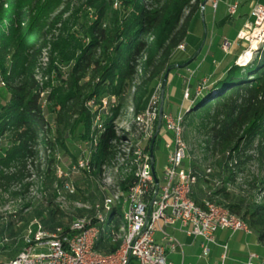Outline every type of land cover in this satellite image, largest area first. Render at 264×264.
<instances>
[{
    "label": "trees",
    "instance_id": "trees-1",
    "mask_svg": "<svg viewBox=\"0 0 264 264\" xmlns=\"http://www.w3.org/2000/svg\"><path fill=\"white\" fill-rule=\"evenodd\" d=\"M118 1L120 6L115 8L114 0H80L77 6L70 0L55 13L65 0H0V75L8 94L0 109V191H10L15 197L24 195L33 184L28 181L30 169L43 173L41 186L53 189L45 194L46 206L38 213L39 221L47 229L63 227L67 231L74 218L91 216L93 211L77 208L69 213L61 209L56 200L59 192L65 190L68 177L57 179L55 157L45 166L38 162L41 149L54 151L59 142V147L66 151L64 156L69 155L74 166L78 158L70 152L69 142L87 144L93 170L81 171L98 176L104 165H115L123 153L111 143L116 138L113 122L136 76L141 79L134 91L135 114H139L149 106L158 85L163 88L167 73L169 77L174 71L194 66L200 56L196 51L183 59H173L181 45L187 47L191 21L208 0ZM255 1L264 4V0ZM187 7L188 14L179 26ZM240 10L241 7L237 15L254 20L251 11ZM236 14H228L222 23L231 21ZM44 50L48 53L45 73L49 74L45 90L35 75ZM210 52L215 53L209 49ZM227 58L229 62L212 71V85L201 93L194 90L190 79L192 103L186 116L192 123L201 119L211 124L208 143L220 155V170H215V175L224 182H235L234 171L243 172L247 163L255 159L249 152L258 138L254 150L261 169L251 181L257 194H238L225 186L216 192L264 244V46L245 65L237 64L236 56L230 58L227 54ZM112 95L119 97V103L103 110L106 130L96 145L99 130L93 123L98 113L93 112L89 103L100 105L103 97ZM131 131L136 134L134 122ZM155 146L156 142L154 150ZM132 155L133 149L129 159ZM135 179L133 171L124 176V193ZM200 183L208 181L201 176ZM76 186L79 189L78 183ZM12 187L17 189L12 192ZM80 192L87 201L85 192ZM69 195L79 199L74 192ZM257 195H262L260 201ZM89 196L95 198L93 189ZM202 197L203 191L201 197L194 195L198 202ZM28 228L21 215L0 213V241L4 244L0 250L14 248L19 254L25 246ZM97 248L111 252L117 246L110 245L102 236Z\"/></svg>",
    "mask_w": 264,
    "mask_h": 264
},
{
    "label": "built area",
    "instance_id": "built-area-1",
    "mask_svg": "<svg viewBox=\"0 0 264 264\" xmlns=\"http://www.w3.org/2000/svg\"><path fill=\"white\" fill-rule=\"evenodd\" d=\"M214 1L217 7L223 0ZM238 8V3L231 4L229 13L235 15ZM252 16L253 25L264 23V4H255ZM238 39L253 43L245 30L240 31ZM222 46L224 52L229 54L233 42L225 39ZM180 49H185V45H181ZM184 90L185 105L192 100L189 82ZM161 96L159 85L146 110L136 114L134 124L140 135L138 141L128 142L124 138L129 147L126 151L124 149L120 158L130 164V171L134 172L136 178L128 192L122 190V180L120 184L114 183L111 191L104 188L102 195L90 207L93 214L74 218L67 231L63 227L47 229L35 219L24 236L25 246L22 251L13 259L0 260V264H170L168 252L180 248L181 243L164 229L165 226H177L188 236L201 238L202 258L210 255L211 245L216 242L219 230H244L252 233L247 223L232 213L223 197L216 192L224 186L230 191H236L233 183L224 182L220 176L215 175L211 165L202 164L198 160L186 163L189 158L186 140L188 107L183 105L177 114L163 111L160 121ZM117 105L115 96H112L109 100H102L101 109L109 110ZM94 127L98 130L104 127L100 115L96 116ZM130 133L135 135L131 128ZM160 135L167 137L168 150L163 176L157 174L156 158L151 154L154 137L157 141ZM144 141L148 142L146 147L142 146ZM131 149L133 155L129 159ZM81 169L91 170L89 158L82 157L72 166L73 171ZM201 176L208 183L202 184L203 197L198 202L194 195ZM65 188L70 193L74 192L73 185L67 183ZM119 207L125 211L124 222L116 220L114 230L109 231L106 212L114 209L117 216ZM158 232L163 235L161 242L157 239ZM102 236L117 248L111 252L99 250L97 245ZM258 258L257 253H251L247 264H255Z\"/></svg>",
    "mask_w": 264,
    "mask_h": 264
},
{
    "label": "rangeland",
    "instance_id": "rangeland-1",
    "mask_svg": "<svg viewBox=\"0 0 264 264\" xmlns=\"http://www.w3.org/2000/svg\"><path fill=\"white\" fill-rule=\"evenodd\" d=\"M69 1L70 0H65V2L61 3L55 13H59ZM233 1L234 0H223L218 4L217 7H215V1L208 0V2L206 3V9L203 8L193 17L191 21L190 32L186 42L187 47L185 49H179L177 51L176 57L173 59H183L187 57V55H190L192 53L194 54L196 51H199L200 56L194 62L196 66H190V68L185 70L180 69L179 71H174L169 75L167 79L168 84L166 83L164 91L163 109L165 112H172L174 114H177L181 110V106L183 103L182 90L183 88L186 89L189 82V77L193 71L195 72L192 76L191 84H194L195 91L201 93L202 90L207 89L212 85L209 81L211 75L214 74V72L212 71L219 70L220 66H222L220 65V62L222 60V63L229 62V58L226 60V53H224L222 46L225 39H229L233 42V52L231 51L232 54L229 53L228 55L231 56H229L230 58H232V56H236L237 64L239 65L247 64L256 56L258 50L262 46H264V40L260 41L258 47H254L251 58L247 61L245 59L242 60L243 55L247 54L248 50H250L253 46L254 38H252V35L255 34L256 29L261 31L260 28L264 27V23H262L261 25H257V23H255V25H253V20L247 19L242 25V17L236 14V16H233L230 19L231 21L223 24L222 21L226 18L227 14H230L228 11V6L233 3ZM79 2L80 0H72V3L76 4V6L79 4ZM193 2L194 0H192V3ZM242 2L243 0H239V7L241 6ZM248 4L249 7H242L240 11L246 12L247 9H249V11L252 12L254 3L251 2L247 3V5ZM119 6L120 2L118 0H114V7L118 8ZM188 11L189 7L184 9L179 19V26L183 24ZM67 16L68 13L64 15V18ZM241 30H245L246 32H248V36L253 42L252 44L249 41L238 39V34ZM209 49H211L215 53L212 54L210 52L208 55L207 51ZM210 55H213L211 56L212 63H209L211 62ZM47 56L48 53L44 50L35 70L36 79L40 82L44 90L46 89L47 81H49V74L45 73L47 71ZM213 59H216V61L213 62ZM140 81L141 79L139 78V76H136L132 83L131 89L126 94L125 101H123L121 105L122 107L121 109H119L118 114L113 122V130L116 138H113L111 143L113 145H117V147L121 149L122 152H125L129 147V144L126 143V140H124V138H126L128 142L129 140H132L134 142L135 140L138 141V138L140 136L137 132L135 135L130 133L131 124L132 122H134V118L136 116L134 91L136 84H138ZM192 87L193 86H190V88ZM49 90L50 89H47V91ZM112 96L103 97L102 100L105 98H108L109 100L110 98H112ZM7 98L8 94L4 87V79L0 75V109ZM115 98L119 103V97L115 96ZM191 103L192 100L191 102H186L184 106L189 107ZM89 105L91 106L93 112L98 113L96 116H101V121L103 122V115L105 114V112L101 109L102 102L100 105H96L94 101H90ZM96 116L94 118V122ZM105 130L106 129L104 126L98 131V134L96 135V145L98 143L97 140L99 139L100 135L105 132ZM210 130L211 124L208 120L203 121L201 119H195L192 123L189 119H187L186 140L188 143L189 158L186 162H190L191 160H198L201 161L202 164L211 165L214 170H220V156L217 155L218 153L213 152L211 144L208 143V140L212 135V133H210ZM257 141L258 138L254 140L253 150L249 152V154L255 156V159L250 160L245 166L244 171L238 172L236 174L235 182H232L238 194L245 193L246 195L248 194L247 196L251 197L257 194V192L251 187V181L255 176L260 174L261 169L259 161L257 160V152L256 150H254L258 143ZM166 142L167 137H162L160 135V137L156 141L154 150V156L156 158V172L160 176L164 175L167 167L168 150L166 149ZM57 145L58 147L54 151H50V149H41L38 156V162L45 166L47 164V161L55 157L57 163V179H61V177H68V182L66 183L74 186V194H77L79 199H74L71 195H69L70 193H68L65 188L64 191L61 190L59 192V196L56 200L61 209L65 210L66 212L73 213L77 208L90 209L93 202L102 195L103 191L105 190L104 188H109V191H111L112 185L114 183L120 184V181L123 180L124 176L131 172L129 167L130 164H127V162L122 158H119L115 165H110L107 163L102 168V172L96 177L93 175V173H84L81 170L79 172L73 171L71 166V157L69 155L64 156V153L66 151L59 147V142H57ZM68 145L70 148V152L74 156H76L78 160L82 157L90 158L89 145H79L75 142H69ZM147 145V141L142 142L143 147H146ZM123 164H125V166L123 169H121L120 167ZM92 170L93 168H91L89 172H91ZM64 173H67V175H63ZM29 174L31 177L28 179V181H31L33 184L24 195L15 197L10 193V191H0V213L8 216L17 215L18 217L19 215H21L23 221L28 222V226H30V224L35 219L39 220L38 213L42 212V209L46 206V201L44 199L45 194L53 192L52 188L45 189L41 186V180L44 177L43 173L39 174V172H37L35 168H31ZM78 175L80 177H78ZM84 181L85 185H83ZM86 181L89 183V190H94L95 198L89 196V190H87L88 185ZM77 183L79 184V189L76 186ZM54 188L58 189L59 187L55 184ZM16 189V187H12L10 190L13 192ZM80 190L85 192V196L89 198L87 201H84L82 199L83 194L82 192H80ZM261 197L262 195H257V200L260 201ZM106 215L107 226L109 228V231H112L114 230L113 224L116 220L124 222L125 211L122 209V207H119L117 208V216L115 215L114 209L112 211L106 212ZM3 245L4 244L1 242L0 247ZM17 255L18 253L15 252L14 248H5L3 250H0V260L12 259ZM256 262H258V264H264V258L262 260L260 259L259 261L255 260V264Z\"/></svg>",
    "mask_w": 264,
    "mask_h": 264
},
{
    "label": "crops",
    "instance_id": "crops-1",
    "mask_svg": "<svg viewBox=\"0 0 264 264\" xmlns=\"http://www.w3.org/2000/svg\"><path fill=\"white\" fill-rule=\"evenodd\" d=\"M251 2L254 3L253 7L255 4L259 3L255 0H243L240 7H249V4L247 5V3ZM235 3L239 4V0H234L231 4ZM247 11H249V9H247ZM244 12L245 11H243V13ZM247 19V16L242 17V25ZM225 55L227 57V54ZM211 56L213 55H210V59L212 58ZM227 59L228 58H226V60ZM214 61H216V59H213V62ZM222 62L223 60L220 62V65ZM209 63H212V59ZM183 105L184 104L182 103V106ZM189 163L190 162H187V164ZM202 191V183L196 185L195 194L198 193V195L201 197ZM164 229L169 234L177 238L181 243L180 248L175 251L168 252L167 259L170 264H247L251 253H257L259 255V258L256 259V261H259L260 259L262 260L264 258V244L261 243L259 236L254 233H248L244 230H239L236 232H232L228 229L219 230L216 235V242L211 245L210 255L207 258H202L201 238L188 236L177 226H165ZM162 236L163 235L161 232L157 233V239L160 242L162 241ZM256 264H258V262H256Z\"/></svg>",
    "mask_w": 264,
    "mask_h": 264
},
{
    "label": "bare ground",
    "instance_id": "bare-ground-1",
    "mask_svg": "<svg viewBox=\"0 0 264 264\" xmlns=\"http://www.w3.org/2000/svg\"><path fill=\"white\" fill-rule=\"evenodd\" d=\"M253 38H254L253 47L256 48L260 44V41L264 40V27L261 28V31L256 30L255 34L253 35ZM252 53H253V50H248V53L243 55L242 60L245 59L247 61L248 59H250Z\"/></svg>",
    "mask_w": 264,
    "mask_h": 264
},
{
    "label": "water",
    "instance_id": "water-1",
    "mask_svg": "<svg viewBox=\"0 0 264 264\" xmlns=\"http://www.w3.org/2000/svg\"><path fill=\"white\" fill-rule=\"evenodd\" d=\"M206 3H207V1H205L203 3V7L206 5ZM253 49H254V47H251L250 50H253ZM167 79H168V73L165 75L164 82H163L162 96H161L162 106H161V111H160V121L162 120V116H163L164 91H165ZM155 141H156V136L154 137V140L152 142V151H151L152 156H154L153 152H154V143H155Z\"/></svg>",
    "mask_w": 264,
    "mask_h": 264
}]
</instances>
